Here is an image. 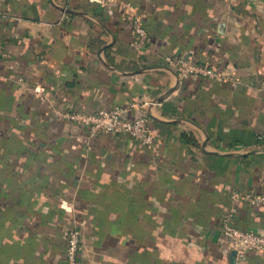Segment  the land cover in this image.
I'll return each mask as SVG.
<instances>
[{
  "label": "crops",
  "instance_id": "0c3cea01",
  "mask_svg": "<svg viewBox=\"0 0 264 264\" xmlns=\"http://www.w3.org/2000/svg\"><path fill=\"white\" fill-rule=\"evenodd\" d=\"M0 12V264H67L70 229L77 264H264L221 232L232 190L264 193V0H0ZM115 105L147 115L152 143L55 113ZM231 223L264 233V203L237 202Z\"/></svg>",
  "mask_w": 264,
  "mask_h": 264
},
{
  "label": "built area",
  "instance_id": "2783aa9c",
  "mask_svg": "<svg viewBox=\"0 0 264 264\" xmlns=\"http://www.w3.org/2000/svg\"><path fill=\"white\" fill-rule=\"evenodd\" d=\"M97 1L105 3L109 0ZM122 5L124 7H132L131 4L126 2L122 3ZM131 30L134 36V47L140 48L146 43L148 33L142 16L137 12H133L131 15ZM166 60L175 70L181 73L218 77V73L208 63L196 61L191 57L167 56ZM124 111L125 108L123 106L115 105L108 109L95 111L68 109L56 110L55 113L57 116L74 124L86 127L91 134L97 132L124 133L144 144L152 143L154 136L147 126V115L141 114L134 118H126L123 116ZM257 138L259 140L264 139V133L257 134ZM230 198L231 205L229 211L221 222V232L226 239L227 247L234 251L238 258L244 257L247 252H260L264 254V233L241 229L231 223V216L236 209L237 202L245 200L249 203H264V193L232 190ZM79 246V231L77 229L68 230L66 233L65 249L67 264H77Z\"/></svg>",
  "mask_w": 264,
  "mask_h": 264
},
{
  "label": "water",
  "instance_id": "95a60500",
  "mask_svg": "<svg viewBox=\"0 0 264 264\" xmlns=\"http://www.w3.org/2000/svg\"><path fill=\"white\" fill-rule=\"evenodd\" d=\"M234 252V251H233ZM235 253V252H234Z\"/></svg>",
  "mask_w": 264,
  "mask_h": 264
}]
</instances>
